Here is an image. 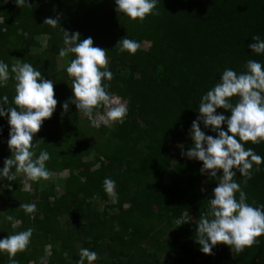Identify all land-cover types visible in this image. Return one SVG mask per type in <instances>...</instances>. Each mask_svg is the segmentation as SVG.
I'll return each mask as SVG.
<instances>
[{
  "label": "trees",
  "instance_id": "1",
  "mask_svg": "<svg viewBox=\"0 0 264 264\" xmlns=\"http://www.w3.org/2000/svg\"><path fill=\"white\" fill-rule=\"evenodd\" d=\"M27 4L0 0V60L10 71L0 98L8 97L5 108L14 106L11 66L16 63H31L53 80L57 107L34 135L39 147L33 151L38 157L46 150L50 174L65 176L29 181V190L23 173L0 179V239L33 229L15 264H77L82 248L97 253L94 264H264V235L241 253L224 244L212 254L200 250L198 223L211 218L207 200L219 178L202 175V162L182 155L193 145L190 128L201 98L220 74L226 68L242 73L248 60L264 64V55L248 48L252 36L264 39V0H158V14L143 21L119 17L114 0ZM57 15L60 26L43 25ZM60 27L70 35L79 32L81 40L91 37L94 47L108 51L113 73L108 92L126 102L123 123L93 127L71 104L63 113V103L73 95L66 68L75 54L60 57L65 47ZM124 37L147 46L134 55L121 54L114 48ZM230 99L235 104L239 98ZM0 130L2 168L12 155L5 117H0ZM201 130L216 136L203 125ZM249 147L264 156V143L248 142ZM105 178L116 181L111 195L104 190ZM234 180L250 206L264 205V163L254 164L246 184L239 173ZM22 204H35V213L26 214ZM8 215L14 222L5 219ZM183 215L187 221L178 224ZM43 249L48 261L37 263ZM0 264H13L7 252H0Z\"/></svg>",
  "mask_w": 264,
  "mask_h": 264
},
{
  "label": "clouds",
  "instance_id": "2",
  "mask_svg": "<svg viewBox=\"0 0 264 264\" xmlns=\"http://www.w3.org/2000/svg\"><path fill=\"white\" fill-rule=\"evenodd\" d=\"M7 2L4 0V3ZM15 3L17 6L28 5L27 0H15ZM157 3L158 0H114V11L119 17L143 21L148 15L158 14L154 11ZM60 19V15L46 18L43 25L56 28L60 26ZM62 30L65 47L60 50V57L75 54L66 68L73 95L63 103V113L69 111L71 104L93 127H112L114 123H123L128 111L126 102L108 92L110 85L107 82L113 79V73L108 69V51L94 47L91 37L81 40L79 32L70 35L68 31ZM252 40L254 43L248 45L251 53L264 55V39L254 35ZM144 44L147 42L139 44L124 37L118 41L114 50L134 55L140 47L145 48ZM245 67L246 71L239 74L226 68L220 74L219 82L202 96L199 115L190 128L193 145L187 152H182L183 156L202 162V175L219 178L207 200L211 218H201L198 223L196 240L204 254H212L218 244L227 245L231 251L234 249L241 253L245 247L257 243V237L264 235V205L250 206L246 202V193L234 180L239 173L246 184L252 178L254 164L259 166L264 163V156L256 154L253 148H245L248 142L264 143V64L248 60ZM11 73L16 82L12 100L14 106L5 108L8 97L0 98V117L7 118V145L12 155L4 160V166L0 168V179H15L16 173H23L26 181L48 180L50 172L46 162L50 155L42 150L36 157L33 149L38 148L39 143L34 144L33 137L56 110L58 101L54 98V82L43 77L31 63H16L11 66ZM9 79V65L0 60V88L5 87ZM232 97L239 98L235 104L230 99ZM101 107L106 109L104 114L96 111ZM218 109H224L231 115L218 113ZM201 125L216 133V136L206 135ZM222 126H226V130ZM103 186L105 192L111 195L116 188V181L105 178ZM237 192L239 199L235 195ZM21 208L26 214L36 211L35 204H22ZM5 219L14 222L11 215ZM185 221L187 218L183 215L177 223ZM32 234L33 229L29 228L0 239V252H7L15 264L16 254L28 247ZM97 259L95 251L82 248L77 264H94Z\"/></svg>",
  "mask_w": 264,
  "mask_h": 264
},
{
  "label": "rangeland",
  "instance_id": "3",
  "mask_svg": "<svg viewBox=\"0 0 264 264\" xmlns=\"http://www.w3.org/2000/svg\"><path fill=\"white\" fill-rule=\"evenodd\" d=\"M147 46V44H144V47H146ZM106 112V109L104 108L103 109V111H102V113L101 114H104ZM65 172H60V173H58V172H56V173H51L50 174V179L51 180H55L56 178H59V179H62V178H64V176H65V174H64ZM23 176L25 177V175L23 174ZM26 178V177H25ZM29 181H26L25 182V186H24V189L25 190H29V183H28ZM57 183V182H56ZM56 190H57V193L59 194L60 193V188H61V186H60V184H56ZM18 226V222H16V223H13L12 225H11V227H13V228H15V227H17ZM44 251L42 252V254L39 256V259H38V262L37 263H45V262H47L48 261V255H49V252H47V251H45V249H43Z\"/></svg>",
  "mask_w": 264,
  "mask_h": 264
}]
</instances>
